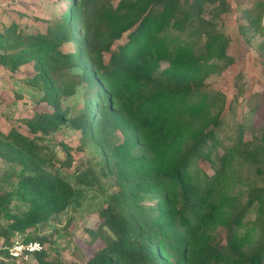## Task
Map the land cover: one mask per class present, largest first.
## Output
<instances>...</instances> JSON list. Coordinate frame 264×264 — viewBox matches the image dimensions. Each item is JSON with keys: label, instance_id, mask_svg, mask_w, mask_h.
<instances>
[{"label": "trees", "instance_id": "16d2710c", "mask_svg": "<svg viewBox=\"0 0 264 264\" xmlns=\"http://www.w3.org/2000/svg\"><path fill=\"white\" fill-rule=\"evenodd\" d=\"M99 1L90 3L97 7ZM85 2L73 4L80 24L85 25V38L77 54L67 58L66 66H81L86 58L90 77L98 85L90 91L89 100L96 101V108L88 112L89 123L84 128L76 125V129L85 133L104 122L111 133L102 143L103 150L110 168L123 178L118 191L108 195L93 165L78 166L71 178L60 174L63 167L73 166L75 149L56 137L68 122L67 114L45 69L63 54V43L76 42L71 11L63 14L55 30L45 33L25 31L13 22L0 31V62L12 71L35 62L40 77L34 83L44 90H39L42 101L53 111L40 112L26 121L33 138L17 128L4 131L0 127V159L19 179L12 193L0 195V238L10 243L16 234L33 227L42 229L54 214L68 209L97 211L105 233L96 231L90 243L100 237L103 246L86 264H264V187L255 189L242 204L228 192L224 177L226 166L239 155L250 154L254 163L259 157L264 164V146L257 153L242 151L240 137L239 144L228 147L219 158L221 167L215 173L196 165L221 144L218 131L225 103L222 92L213 97L202 93L200 75L207 68L208 54L227 65L232 61L224 36L208 25L205 33L199 31V26L207 23L202 17L205 0L193 4L185 0H123L120 11L109 10L99 25L90 22ZM263 15L264 2L248 11L249 28L261 27ZM187 30L195 41L183 36ZM126 32V44L114 50V41ZM105 52L110 53L108 62ZM166 60L170 66L161 71V62ZM217 108L214 128L201 133L195 122L212 118ZM94 115L103 122L93 120ZM119 128L129 137L116 144L114 132ZM185 139L192 142L191 149L180 156L176 149ZM58 144L65 159L59 156ZM145 198L157 202L146 206L142 204ZM14 200L25 209L12 211ZM253 206L257 218L249 220ZM3 219L6 225H2ZM217 224L227 230L225 242L210 232ZM43 239L29 233L24 237L45 245L36 254L41 264H66L50 258Z\"/></svg>", "mask_w": 264, "mask_h": 264}, {"label": "rangeland", "instance_id": "374dc122", "mask_svg": "<svg viewBox=\"0 0 264 264\" xmlns=\"http://www.w3.org/2000/svg\"><path fill=\"white\" fill-rule=\"evenodd\" d=\"M81 1L83 0H0V31L16 22L25 31L45 33L50 28L55 30V25L62 20L63 14L71 11L76 42L63 43L61 45L63 54L46 64L45 69L53 80L61 108L67 114L68 122L56 133V137L58 140H65L75 149L73 166L69 169L63 167L60 174L71 178L78 166L93 165L104 188L103 192L110 195L118 191L119 180L123 178V175L119 177V174L110 168L102 147L103 141L109 138L110 129L97 118V115L93 116V120L103 122L99 128L96 129L94 126L85 133L76 129V125L84 128L89 123L88 112L96 108V101L89 100L92 99L90 91L97 87L98 82L90 77L92 70L86 58L82 59L81 66H66L67 58L77 54L76 51L85 38L83 28L85 25L80 24L79 11L73 8L74 2L79 4ZM122 1L100 0L96 7L90 0L89 3L86 0L84 11L92 24L99 25L103 14L109 10L120 11ZM185 1L193 4L194 0ZM263 2L264 0H205L202 17L207 23L201 24L199 31L205 33L208 25L224 36L227 42V55L232 59L227 65L208 54L210 58L206 63L207 68L200 75L203 80L200 83L202 93L211 97L218 92L225 95L223 110L220 112L221 128L218 131L221 144L217 145L210 157H201L196 164L209 174L215 173L221 167L219 158L224 156L228 147L239 144L240 137L243 141L239 145L242 151L257 153L264 146V15L262 26L255 29L249 28L246 16L248 11H255ZM127 34L126 32L121 39L114 41L112 47L114 50L119 51L126 44ZM183 36L195 41L189 36L188 30ZM201 49L203 47L199 46V50ZM109 58L110 53L105 52L104 60L108 62ZM169 66L170 61H162L160 70L163 71ZM38 77L40 75L35 62L24 64L16 71L6 68L0 62V127L4 131L14 127L33 138L35 135L29 131L26 121L34 119L40 112L53 111L48 102L42 101L43 92H40L42 88L34 83ZM34 86L38 87V90L34 89ZM217 112L218 108L214 109L212 118L196 121L195 127H199L201 133L214 128L212 119ZM114 136L116 144L126 141L129 137L121 128L114 132ZM191 145L192 142L185 139L176 151L181 153L180 156L185 155L190 151ZM79 146L81 148L77 149ZM56 149L59 156L65 159L66 153L61 150V145L58 144ZM253 160L254 157L250 154L239 155L226 166L227 171L224 173L228 192L242 204L249 201L255 189L264 187L262 166L264 164L259 157L255 163ZM164 163L169 167L167 162ZM171 163L172 161L170 165ZM157 165L161 166L158 163ZM17 175L12 174L9 167L0 159V195L10 194L17 188L19 182ZM164 194L163 192L161 196ZM156 202V198H145L142 204L152 206ZM24 209V205L13 201L12 211ZM69 218L72 219L71 222ZM256 218L257 212L253 206L247 219ZM1 223L6 225L7 221L3 219ZM102 224L103 219L97 211L79 212L68 209L60 215L54 214L46 227L42 229L33 227L25 234L18 233L15 237L22 239L27 233L44 237V243L50 248V258L54 261L59 259L66 264H86L89 256L103 246L100 237L99 240L90 243L96 231L105 233V230L101 229ZM104 229L107 232L111 231L108 226ZM211 230L217 238L226 241L225 227L217 224L210 232ZM30 264L41 263L35 258Z\"/></svg>", "mask_w": 264, "mask_h": 264}, {"label": "built area", "instance_id": "2783aa9c", "mask_svg": "<svg viewBox=\"0 0 264 264\" xmlns=\"http://www.w3.org/2000/svg\"><path fill=\"white\" fill-rule=\"evenodd\" d=\"M45 245L39 240L25 241L24 237H14L10 243L0 238V262L11 264H30L36 254L44 250Z\"/></svg>", "mask_w": 264, "mask_h": 264}]
</instances>
